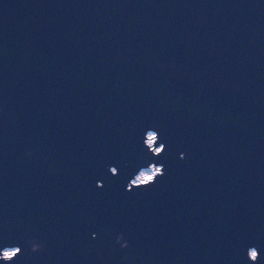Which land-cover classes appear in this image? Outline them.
<instances>
[{"label": "water", "instance_id": "1", "mask_svg": "<svg viewBox=\"0 0 264 264\" xmlns=\"http://www.w3.org/2000/svg\"><path fill=\"white\" fill-rule=\"evenodd\" d=\"M13 247L264 264V0H0V264Z\"/></svg>", "mask_w": 264, "mask_h": 264}, {"label": "clouds", "instance_id": "2", "mask_svg": "<svg viewBox=\"0 0 264 264\" xmlns=\"http://www.w3.org/2000/svg\"><path fill=\"white\" fill-rule=\"evenodd\" d=\"M158 134V132H156ZM159 136V134H158ZM160 139V138H159ZM146 144V147L156 156V157H159L161 156L165 151H166V145L164 144H160V148L162 149V151H160L159 153L155 152L152 148H150L148 146L147 143ZM181 158L182 159H185L186 158V154H182L181 155ZM149 168H154L156 169V172L155 174H153V172H150L148 174H144L145 170L141 169L138 174L135 175V178L131 180L130 182V185H129V188L128 190L131 191L133 188H140V187H151L153 184H155L160 177H162L163 175H165V168L163 165H156V164H151L149 165ZM117 168L115 167H111L110 171L114 174H117ZM138 177H142L141 179V182L137 183V178ZM98 186L100 187H103L102 184H99L98 182ZM93 238H97V234H93ZM117 243H121V246L124 247V248H127L128 247V243L126 241H124V236L123 234H120L119 236H117ZM7 249H14L15 251V255H12L11 259L8 260L6 262V264H12V261H14L16 258H18L19 255H21V248L20 247H13V248H7ZM42 250V245L39 244V243H36V242H33L32 243V251L33 252H38V251H41ZM252 251L253 253H256V252H259L258 249L256 248H250L249 251ZM248 251V252H249ZM259 257H260V253L258 256H253L252 259H250L253 264H258V261H259Z\"/></svg>", "mask_w": 264, "mask_h": 264}, {"label": "rangeland", "instance_id": "3", "mask_svg": "<svg viewBox=\"0 0 264 264\" xmlns=\"http://www.w3.org/2000/svg\"><path fill=\"white\" fill-rule=\"evenodd\" d=\"M152 135V133H150L149 134V137ZM149 141V140H148ZM150 142V141H149ZM150 143H152V142H150ZM143 170H145V172H144V174H148V173H150V172H153V174H155V172H156V169H154V168H145V169H143ZM141 179H142V177H138L137 178V181H141ZM11 249H7L6 250V254H10L11 253Z\"/></svg>", "mask_w": 264, "mask_h": 264}, {"label": "snow or ice", "instance_id": "4", "mask_svg": "<svg viewBox=\"0 0 264 264\" xmlns=\"http://www.w3.org/2000/svg\"><path fill=\"white\" fill-rule=\"evenodd\" d=\"M156 139V137H155V135H151L150 137H149V141L150 142H153L154 140ZM9 255H15V252H12V253H10ZM253 255L255 256V253H253Z\"/></svg>", "mask_w": 264, "mask_h": 264}]
</instances>
